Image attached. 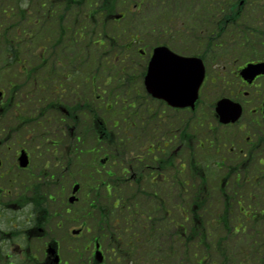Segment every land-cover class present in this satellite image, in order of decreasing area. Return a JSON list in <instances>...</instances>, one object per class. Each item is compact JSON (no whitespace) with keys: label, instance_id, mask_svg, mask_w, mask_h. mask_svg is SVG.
<instances>
[{"label":"flooded vegetation","instance_id":"af4514ba","mask_svg":"<svg viewBox=\"0 0 264 264\" xmlns=\"http://www.w3.org/2000/svg\"><path fill=\"white\" fill-rule=\"evenodd\" d=\"M105 1L82 13L78 0H45L41 66L21 69L24 78L0 85V152L11 155L7 166L0 155V264H154L160 250L176 242L177 214L189 225L181 232L188 237L192 221L205 211L204 195H193L194 168L209 179L199 166H216L224 207L232 200L230 180L240 211L244 187L245 198L264 201V0H138L136 46L128 20L121 19L125 13L112 18ZM160 45L214 68L218 93L207 104L204 88L194 106L177 108L141 86L136 96L160 108L130 98L123 101L120 125H108L97 112L102 95V110L112 104L110 91L96 88V73L105 69L81 58L91 59L98 47L100 56L123 62L136 47L143 76L151 50ZM125 64L114 70L126 71ZM248 64L258 65L253 75L242 74ZM221 98L237 117L220 120L215 105ZM25 130L23 139L12 136ZM48 135L76 160L82 142L93 139L84 151L104 154L91 165L94 172L111 176L109 166L118 161L122 193L93 194L87 205L79 197L66 202L62 172L32 164L33 146ZM22 150L27 166L18 165ZM162 210L169 226H160ZM88 215L85 226L80 218Z\"/></svg>","mask_w":264,"mask_h":264},{"label":"rangeland","instance_id":"374dc122","mask_svg":"<svg viewBox=\"0 0 264 264\" xmlns=\"http://www.w3.org/2000/svg\"><path fill=\"white\" fill-rule=\"evenodd\" d=\"M138 0H120L118 1V3L116 4V8H115V12H125L126 15V19L129 18L132 20V25L136 24L135 23V19H136V13H137V8H136V4H137ZM12 5V1L11 0H0V24L3 27L8 26V24L10 23V18L9 17H5L3 10L9 12V9L13 8ZM28 3H24L23 6H28ZM90 7H93V5H91ZM32 10V9H31ZM33 11L30 12L29 9V13L31 14ZM29 14V15H30ZM12 19V18H11ZM14 19H17V17H15ZM18 25V30H22L21 32V38L24 37V32L29 31L31 32V35L36 36L37 38L40 37L42 35V31H43V25L41 24V22L39 21L37 24H33L32 21V26H30L29 22H24L23 20L21 22L17 23ZM10 26V25H9ZM11 32H13V27L11 28ZM23 33V34H22ZM133 36H136L137 31H132ZM21 38H18V42L20 43V50L24 51L27 49V46L23 43V41L21 40ZM37 38H33L32 42L28 45L29 50L26 51H33V54H37V52H39L41 50V47L43 46L44 41H42V39H37ZM164 40H167L169 44H171L174 47V43L172 42V40L165 36L163 37ZM42 42V43H41ZM178 45H182L180 42ZM183 46V45H182ZM0 50H2V44H0ZM97 55L98 56V47H97ZM29 55L25 54L22 55V58H19L17 61L21 62L22 64H25V66L27 67H31L33 65L34 62H36V58H26ZM95 56V60L97 59ZM2 57L3 55L0 54V65L2 64ZM25 58V59H23ZM102 59L98 60L97 62L101 63L100 65L103 66V68L105 69L102 72H98L97 73V82H96V88H97V92L100 93V91L103 88H113V87H118L115 88V91H113L116 94V97L114 96L113 99L108 97L106 100L108 102H112V104L110 105L111 111H104L102 110V103L104 100V95H102V100H99L97 103V109H98V114H100L101 117H103L108 125H110V123L113 121H118L119 125H120V121H121V117L122 114L119 115L118 110H120L121 108L119 107V105L121 104H125L123 101L130 99L132 100L133 98H138L136 96L137 92H139L140 88H141V83H142V76L138 75L139 71L141 70V66L143 64V58L141 56H139V54H137V51H134L133 55H132V59H133V65L135 66L134 70L131 71L130 69L128 71H125L123 73L119 72V71H114V70H110V57L109 56H105V57H101ZM88 58H81V61L84 62V60H87ZM27 62V64H26ZM138 63V65L135 64ZM24 66V65H23ZM207 74L209 75V77H212L213 75L215 76V71L214 68L212 67H207ZM108 74V76L110 77H114V80L112 83H109L107 86L104 85L102 78H103V74ZM0 85L6 87L8 85V81H11V78H14L15 76H17L18 79H22L24 78V74H22V72H20L19 70V64L17 63H12L10 65V67H8V69H4L2 71H0ZM120 74V75H118ZM127 78L131 81H127ZM120 85H117V84ZM6 84V85H3ZM112 84V86H110ZM206 89H208V93L204 92L205 95V100L206 103L208 104L210 102V100L216 96V94L218 93V88H219V84L217 83H211V82H207ZM206 91V90H205ZM141 95V94H140ZM138 100L140 102H145L149 105L150 109H154V110H158L160 107L156 104V103H151L149 100H143L142 97H139ZM204 105L202 104V109H204ZM123 112V111H122ZM9 124H4L1 123V131L3 132H9V129H6V127H8ZM117 128H114L113 130L116 131ZM26 130L24 132L22 131H17L15 134L12 133V136H18L17 138L19 139H23L25 138L24 134H25ZM31 133V132H30ZM24 136V137H23ZM52 140H57V138L48 135L45 140L44 143L42 141L39 140L38 143H36L31 152H32V164L36 165V166H48L47 169L48 171L50 169L54 168H58L61 172H62V182L64 185V189L66 190L65 193V197L66 195L70 192L71 189V183L73 180H76L79 184H80V190L77 192V196H79L81 198V204H86L84 201H89V198L91 195L95 194V192L92 189V184L93 181H95V176H94V172H93V167L91 166L94 162H97L99 160V157H103L102 154H99V156L97 157V159H94L93 154H89V153H82L80 155L79 158H77V160L74 158L73 154L70 153H66L64 156V150L61 148L60 144L57 143L55 145H52L51 141ZM93 143L92 139L89 140V142H87V145H91ZM95 144V143H94ZM98 144V142L96 143V145ZM93 145V144H92ZM100 145L102 146V142H100ZM197 150V149H196ZM3 153V154H2ZM0 155L2 156V158L4 159V166H7L8 163L11 161V155L10 152H0ZM68 163V166H66V164ZM115 166H118V161H116L113 166H109V168H111V170L113 171ZM120 166V165H119ZM208 169V173L207 175H209V179H206V186H207V200H208V220L207 223L208 225H210V223L212 225L215 226V228L210 231L211 232V242L207 240V246H208V251H213V247H214V241L215 239H222L224 244H227L229 248L233 249L236 247H240L239 243H244L243 239L245 237H249L253 235V231L256 230V228L259 229V231H261L262 229H264V223H261V225L258 224H251L248 220H246L243 216V214L241 212H239V210L237 209V204L235 201L236 195L233 194V191L235 189V187L232 186V180L229 181L228 185L226 186L227 189L226 191L229 194V198L232 199L230 201V206H223L222 205V197L220 195L219 189H218V176L219 174L217 173V171L215 170V166H207L206 167ZM254 169H252V173H253ZM101 172H103V169L101 170ZM118 170L116 169L115 172L113 171V174H117ZM251 173V174H252ZM256 173V172H255ZM254 173V174H255ZM117 177V176H116ZM233 178V177H231ZM102 181L101 177L97 178V182H96V193L99 195H104L105 194V189L104 186L100 184V182ZM199 182V178H194L193 179V191L196 190V184H198ZM100 185V186H99ZM117 188H115L116 190ZM241 193V200L243 201V205L247 208V204H249L251 207L249 209H252L256 212H263L264 214V204L263 201L261 202V200L256 199L254 201V203H248L250 201H246V193L244 190H248L247 187H244ZM108 191H110V189L108 188ZM241 192V191H240ZM114 194H117V192H113ZM120 193V192H119ZM87 194V198L85 197V195ZM205 194V193H204ZM247 202V203H246ZM226 211L227 213H225V219L228 223V228L225 229L224 227H220L219 224V216H221V213L223 211ZM263 210V211H261ZM183 220V219H182ZM181 220V221H182ZM80 223L75 224V226H79ZM84 224H86L87 226H90V222L89 219H85ZM183 226L184 224L181 223ZM239 224V225H237ZM239 226L242 227L244 229V232H241V230L239 231V233H236V235H230L229 233H227L228 231L232 230L233 226ZM177 253L180 257L179 251L177 250ZM210 254V252H209ZM214 256H212L213 258Z\"/></svg>","mask_w":264,"mask_h":264},{"label":"water","instance_id":"95a60500","mask_svg":"<svg viewBox=\"0 0 264 264\" xmlns=\"http://www.w3.org/2000/svg\"><path fill=\"white\" fill-rule=\"evenodd\" d=\"M198 59H181L172 54L166 47H157L148 64V71L145 76V85L147 90L154 96L166 100L170 105L186 106L192 104L197 96L198 87L203 79V69L196 65ZM173 70H180L177 78L172 75ZM249 70V69H247ZM223 101L218 102L217 111L220 113L222 121L228 119L222 115L220 107ZM20 165L25 166L27 163L26 155L22 153L19 157ZM78 184L72 188L76 192ZM74 196L69 198L72 202Z\"/></svg>","mask_w":264,"mask_h":264},{"label":"trees","instance_id":"16d2710c","mask_svg":"<svg viewBox=\"0 0 264 264\" xmlns=\"http://www.w3.org/2000/svg\"><path fill=\"white\" fill-rule=\"evenodd\" d=\"M0 37L3 39V41H6L4 32L0 34ZM7 50H11V48H9V46H7ZM208 237H210L209 241L211 242V232H209V235L207 236V238ZM249 240H250V242H258V241L264 242V236L258 230H256L253 233L252 236H249ZM222 242H223L222 239H220V240L219 239H215V241H214L215 247H214L213 251H215V253H219V254H216V256L220 257L221 259H224V262L227 261L228 259L231 260V259L237 258L238 256L237 255H233V253H231V251L229 253V251H228L229 249L225 250L226 249L225 247L224 248H222V247L220 248L218 246V244H220V243L222 244ZM203 243H204V235H203V233L198 235V236H195L194 240H193V243H192V250L194 251V249L196 247L201 248ZM176 246L179 247V244H177ZM188 246H189L188 243H183L182 248H180V255H183V254L185 256L187 255V250L186 249L188 248ZM192 253L194 254V252H192ZM184 255L180 256L181 257V259H180L178 253L172 251V252L168 253V260L163 261V262L165 264H185L184 263V260H185V256ZM181 260H183V263H181ZM159 264H161V262H159ZM234 264H239V263L235 262Z\"/></svg>","mask_w":264,"mask_h":264},{"label":"snow or ice","instance_id":"6c2138e0","mask_svg":"<svg viewBox=\"0 0 264 264\" xmlns=\"http://www.w3.org/2000/svg\"><path fill=\"white\" fill-rule=\"evenodd\" d=\"M172 75H174V76H176L178 78L179 75H180V70H173L172 71Z\"/></svg>","mask_w":264,"mask_h":264}]
</instances>
